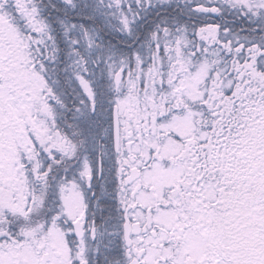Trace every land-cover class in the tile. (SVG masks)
Segmentation results:
<instances>
[{"label": "snow or ice", "instance_id": "1", "mask_svg": "<svg viewBox=\"0 0 264 264\" xmlns=\"http://www.w3.org/2000/svg\"><path fill=\"white\" fill-rule=\"evenodd\" d=\"M0 264H264V0H0Z\"/></svg>", "mask_w": 264, "mask_h": 264}]
</instances>
